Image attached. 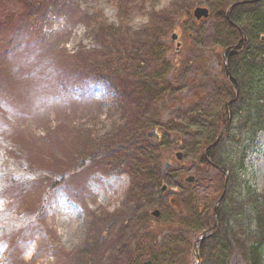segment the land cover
Masks as SVG:
<instances>
[{
  "label": "rangeland",
  "instance_id": "obj_1",
  "mask_svg": "<svg viewBox=\"0 0 264 264\" xmlns=\"http://www.w3.org/2000/svg\"><path fill=\"white\" fill-rule=\"evenodd\" d=\"M120 3L130 7L123 25L136 48L152 6L169 9L176 18L163 44L154 51L105 49L94 17L101 13L119 26ZM218 3L0 0V264H73L82 249L90 264H170L180 249L192 251L200 210L214 205L224 179L198 161L235 93L218 56L230 39L215 15ZM197 6L211 16L197 20ZM105 60V75L96 79L91 66ZM162 74L166 83L157 85ZM142 78L155 80L147 99L136 83ZM148 125L167 134L162 155L170 166L161 167L160 185L138 187L147 149L131 138ZM105 138L118 139L129 153H107ZM245 163L242 179L261 191L264 131L246 148ZM230 262L242 264L238 253Z\"/></svg>",
  "mask_w": 264,
  "mask_h": 264
},
{
  "label": "trees",
  "instance_id": "obj_2",
  "mask_svg": "<svg viewBox=\"0 0 264 264\" xmlns=\"http://www.w3.org/2000/svg\"><path fill=\"white\" fill-rule=\"evenodd\" d=\"M217 1L220 11H217L215 15L218 19L224 20L230 35L229 42L225 46L226 60L223 54L218 56L227 62V67L224 64L227 81L238 86L239 90L219 110L217 119L214 121L211 141L205 145L208 147L222 131L220 140L214 147L208 149L207 154L213 164L222 169V172L219 171L224 176L222 191L225 178H227V185L223 199L216 208L217 223L214 221L213 208H210L213 207L212 205L204 206L200 210L202 212L200 222H195V233H198L203 226L211 229L198 245V264H231L230 260L234 253L239 254L242 264H264V188L259 191L244 178L242 179L246 164V148H250L256 142L258 134L264 131V39L261 38L264 36V0L234 7L231 19L238 23L244 36L226 18L228 7L226 4L241 0ZM129 8V5L120 3L117 12L119 22L121 21L119 26L109 23L101 13L95 15L97 28L105 41V49L119 45L126 48L130 46L135 52L142 49L154 51L158 45L163 44V39L171 30L170 21L176 16H172L169 9L156 11L152 6L149 13L150 23L142 27L135 35L142 38V42L136 48L132 41V32L127 24L123 25L126 19L125 11L130 10ZM188 9L187 4L182 8L184 12ZM111 30H113L112 34L109 33ZM163 60L164 62L161 63L164 65L167 60L165 57ZM105 62L91 66L90 72L96 79L102 78V74L105 75L102 67L109 66V62L107 60ZM163 74L160 78L156 75L157 85L163 86V83H166ZM136 81L140 89L144 91L143 98L147 99L155 92L154 83H150L155 80L142 78ZM147 127L149 128L139 130L140 133L131 138V140L143 141L147 149L137 168L140 173L137 178L138 187L143 184L160 185L161 167L166 164L163 163L162 147L167 134L160 135L154 125ZM101 142L107 153L125 152V156L129 153L127 146L116 138L113 140L105 138ZM94 143L98 142L94 141ZM151 153L157 154V157L152 156ZM198 162L208 165L204 155ZM137 179L133 178L132 183H137ZM131 231L135 234L134 229ZM184 233L187 235V231L184 230ZM151 240L148 243L156 246L157 236L152 235ZM191 258L190 248L185 247L183 250L180 249L178 257L170 264H176L177 261H182V264H191ZM93 261V258H90L83 249L73 255V264H90Z\"/></svg>",
  "mask_w": 264,
  "mask_h": 264
},
{
  "label": "water",
  "instance_id": "obj_3",
  "mask_svg": "<svg viewBox=\"0 0 264 264\" xmlns=\"http://www.w3.org/2000/svg\"><path fill=\"white\" fill-rule=\"evenodd\" d=\"M249 1H260V0H249ZM244 2H248V1H243V2H237L235 3L233 6L237 5V4H240V3H244ZM193 15L194 17L197 19V20H200L202 18H208L209 15H210V11H209V8L208 7H202V6H197L195 9H194V12H193ZM178 37V35L176 33H174L172 35V39L173 40H176ZM264 38V37H263ZM222 136V132H220V134L218 135L217 139L215 140L214 143L211 144V146H214L217 144V142L219 141V139L221 138ZM182 156H183V153L181 151H178L176 153V157L178 159H182ZM169 165V163H167V166ZM194 179L193 176H190L188 177V181H192ZM166 185H163V187L161 188L162 191L166 190ZM175 199H172V202H174ZM154 216H157L159 215V210L156 209L154 210L153 212ZM215 223H217V218H215ZM211 231V229H207L205 230L204 232H202L197 240L195 241V245H194V249H193V255L194 257L198 260L199 259V254H198V244L207 236V234ZM143 264H151V261H145Z\"/></svg>",
  "mask_w": 264,
  "mask_h": 264
},
{
  "label": "flooded vegetation",
  "instance_id": "obj_4",
  "mask_svg": "<svg viewBox=\"0 0 264 264\" xmlns=\"http://www.w3.org/2000/svg\"><path fill=\"white\" fill-rule=\"evenodd\" d=\"M243 1H246V0H243ZM242 0L241 1H237V2H243ZM252 2H255V1H250V2H244V3H252ZM244 3H240V4H244ZM239 5V4H238ZM234 8H232V10H233ZM231 16H232V12H231V14H230V18H228L227 17V13H226V18L227 19H230V23L231 22H233V23H235V24H233V23H231L237 30H239L240 31V33L241 34H243V31H241V27L238 25V23H236V22H234L232 19H231ZM203 19V18H202ZM232 20V21H231ZM243 36H244V34H243ZM225 57V60H226V55H227V51H224V54H223ZM225 64H227V62H225ZM234 88H235V92H237V90H239V88H238V86H234ZM229 103V102H228ZM203 154L204 155H206L205 156V159L207 160V163H208V165L210 166V167H213V168H215V169H218L219 171H221L222 172V169H219V167L218 166H216L215 164H213V162L210 160V158H209V156H208V154H207V147H205L204 148V151H203ZM227 185V178H225V182H224V188H223V191L221 192V194H220V196L216 199V201L214 202V205H213V213L215 214L216 213V208H218V206H219V204H220V201L223 199V196L222 195H224L223 193H224V190H225V186ZM172 199H173V197H170L169 198V200L172 202ZM153 212H154V210H152L151 211V215H154L153 214ZM199 218L201 219V216L199 215ZM215 218H216V214H215ZM215 218H214V221H215ZM199 222H200V220H199ZM205 230H207V228H204V226L202 227V229H200V231L198 232V234H197V236H196V238H195V240H194V242H193V248H194V245H195V241H196V239H197V237L199 236V234L201 233V232H203V231H205ZM188 237V236H187ZM187 237H184L183 239H182V241H186L187 240ZM203 241V240H202ZM201 243V242H200ZM199 245V244H198ZM193 248H192V251H191V255H192V258H191V264H195L196 262H197V259L193 256ZM176 264H182V261H177L176 262Z\"/></svg>",
  "mask_w": 264,
  "mask_h": 264
},
{
  "label": "bare ground",
  "instance_id": "obj_5",
  "mask_svg": "<svg viewBox=\"0 0 264 264\" xmlns=\"http://www.w3.org/2000/svg\"><path fill=\"white\" fill-rule=\"evenodd\" d=\"M235 3H237V2H235ZM235 3H232V5H230L228 8H227V10H226V13H227V17L228 18H230V14H231V12L233 11L232 10V8H234L235 6H237V5H235V6H233ZM229 21H230V19H228ZM232 21V20H231ZM231 23H233V22H231ZM233 24H235V23H233Z\"/></svg>",
  "mask_w": 264,
  "mask_h": 264
}]
</instances>
